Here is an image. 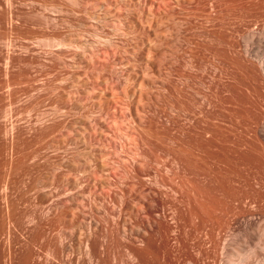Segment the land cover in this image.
<instances>
[{"label": "rangeland", "instance_id": "obj_1", "mask_svg": "<svg viewBox=\"0 0 264 264\" xmlns=\"http://www.w3.org/2000/svg\"><path fill=\"white\" fill-rule=\"evenodd\" d=\"M0 264H264V0H0Z\"/></svg>", "mask_w": 264, "mask_h": 264}, {"label": "bare ground", "instance_id": "obj_2", "mask_svg": "<svg viewBox=\"0 0 264 264\" xmlns=\"http://www.w3.org/2000/svg\"><path fill=\"white\" fill-rule=\"evenodd\" d=\"M194 199L198 202L199 201V198H197V197H195L194 196ZM202 201V203H203V200H201ZM204 203H205V201H204ZM209 207V206H208ZM242 248V247H241ZM252 254H254V250H252V249H250V250H240V252H238L236 255H238V262L239 263H243V262H245L247 259H249V257L252 255ZM236 259V260H237ZM233 261V260H232ZM247 262V261H246Z\"/></svg>", "mask_w": 264, "mask_h": 264}]
</instances>
